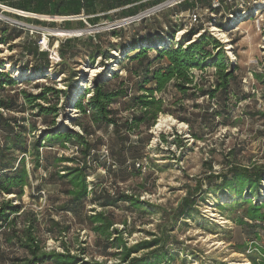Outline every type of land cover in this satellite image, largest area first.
<instances>
[{"label": "rangeland", "instance_id": "rangeland-1", "mask_svg": "<svg viewBox=\"0 0 264 264\" xmlns=\"http://www.w3.org/2000/svg\"><path fill=\"white\" fill-rule=\"evenodd\" d=\"M164 1L166 0H158V3ZM198 1L199 7L202 8L200 11L202 21L192 26L205 28L224 43L228 62L231 61L237 67L233 80L235 91L232 92L229 101L231 117L228 122L214 127V123L205 120L208 118L205 112L208 103L206 96H201L195 101L185 100L172 84L168 85L164 92L155 94L164 101L163 110L158 114L155 124L150 130L143 128L140 135L139 131H136L131 136V139L138 141L137 145L143 148L141 157L133 158L130 155L128 143L124 146L123 137L115 133L111 126L103 125L93 136H90L95 155L93 159L90 158L92 167L89 173L92 179L97 178L95 192L101 197L89 195L78 213L60 210L59 205L67 197L60 191L57 179L50 178L49 171L40 168L31 179L32 186L25 188L21 198L11 194L7 195L6 199H11L13 204L23 203L27 209H35L39 212L38 216L42 223L46 218L53 217L70 226L67 234L64 233L58 239L53 237L47 239L48 250L55 248L63 251L68 247L73 253H83L82 255L87 259L100 261L107 259L103 254L102 239L86 222V213L103 210L112 214L116 222L115 226L123 230L130 244L151 238L150 232L161 235L162 231L169 229L167 227L170 226L172 219L175 220L170 247L177 250L179 257H186L188 264H254L249 255L261 257L255 249L249 250L245 245L252 243L254 237H249L248 230L245 231L230 218L236 215L234 211L219 208L217 196L212 192L213 186L209 188L206 180L202 182V191H207L204 195L198 189L194 190L197 201L196 204H192L191 213L181 214L177 220L175 218L181 209L182 198L189 194L188 187H195L197 180L205 178L211 162L214 170L220 171L225 165L223 154L230 149H242L240 159L244 163H248L249 160H264V116L259 114L264 112V31L258 30V21L255 17L244 21L238 19L230 25L231 23L228 24L229 21L224 17L226 15L221 6L216 8L215 17H212L210 10L205 9L212 0ZM223 1L219 0V3L227 11L229 4H224ZM154 4L156 2L152 0H137L130 5L90 14L91 24L100 23L103 27L104 30L100 32L84 30L86 25L81 21L65 23L37 21L40 26L51 30L77 31H71L63 37L58 35L56 37L50 30L23 31L22 36L12 43L0 45V57L3 59L1 69L10 71L20 81L28 79L25 78L27 76L31 77L30 79L36 78L32 83L18 84L20 89L25 88L33 93L40 91V88L33 86L38 81L60 89H65L68 81H73L74 88L69 100L63 101V96L60 98V103L63 102L64 107L61 108L57 123L59 126L63 124L65 128L74 126L78 131H83V126H87L88 123L89 129L93 130L95 126L84 118L74 104L80 95H83L82 100L86 103L94 88L95 79L104 77L109 79L114 73L127 77L125 66L129 67L131 64L126 65L128 61L123 59L122 49L124 46L132 45L135 34L139 32L146 36L166 33L173 27L176 29L173 41L177 43L191 25L188 18L182 14L177 17L180 15L177 4L125 28L114 29L125 31L123 38L104 36L103 45L109 49L107 58L98 53L92 57L93 46L78 39L113 31L107 29L104 23L133 14L127 12L130 8L138 12ZM96 16L99 19H94ZM221 23H225L226 28ZM240 23H243L242 27ZM215 28L223 30L227 40L219 35L222 31H216ZM42 38L49 40L50 48L57 47L59 40L75 39L66 64L60 65L61 69L56 73L54 68L58 67L48 69L47 77L45 74L39 75V71H34L38 60L31 53L36 43L40 46L39 41ZM112 43L117 47H112ZM150 55L155 56L156 52L153 50ZM194 73L195 80L200 86L205 83L214 84L216 81L215 68L212 66L203 70H194ZM256 74H261V79H258ZM129 83L133 85L134 82ZM87 88L90 90L89 93ZM245 95H248L246 99L243 98ZM212 103L216 101L213 100ZM119 106L120 104H115V107ZM29 112L30 110L27 113ZM122 115H128V111L124 110ZM181 117H188L190 122L181 120ZM77 119L83 123V126L76 121ZM161 119L163 122L157 126ZM39 125L42 129L40 122ZM191 129L202 138L196 139ZM104 144L108 145L111 161L116 160L119 165L110 174L105 170L106 157H103L100 151ZM65 151L67 155L79 159L83 157L76 145H70ZM139 160L144 162V168L141 170L135 166V162ZM28 167H30L29 163ZM40 185L42 187L39 190ZM112 191L115 195L109 198L107 193ZM123 193L138 196L139 199L150 203L148 205L155 206L144 204L138 209L132 208L129 202L121 199ZM219 197L220 203L230 202L232 199L228 194H220ZM261 198L264 200V182ZM108 201L113 202L105 206L104 203ZM173 211L176 214L173 215ZM258 242L264 245V239ZM25 255L24 249L15 241L7 242L3 232L0 231V264H6L15 257ZM108 261L114 260L110 258ZM175 264L180 263L176 261Z\"/></svg>", "mask_w": 264, "mask_h": 264}, {"label": "trees", "instance_id": "trees-1", "mask_svg": "<svg viewBox=\"0 0 264 264\" xmlns=\"http://www.w3.org/2000/svg\"><path fill=\"white\" fill-rule=\"evenodd\" d=\"M0 1L30 12L71 15L82 12L95 14L130 5L137 0ZM153 2L158 3V0ZM207 6L213 9L211 4L208 3ZM127 12L134 14L136 10L130 8ZM221 25L225 28V23ZM171 29L166 33L146 36L136 33L132 45L122 49L123 59L128 61L126 65L131 64L129 67L125 66L127 77L114 73L109 79H95L94 88L86 103L82 100L83 95H80L74 106L95 126L93 130L89 129L88 123L83 126L78 119L76 121L83 126V131L65 128L63 124L59 126L57 123L61 108L64 107L60 98L63 96V101L69 100L74 88L73 81H68L65 89L39 81L33 85L40 88L38 93L20 89V82L29 84L36 78L30 79L31 77L27 76L25 78L28 79L20 81L10 71L1 69L3 59L0 57V231L7 242L15 241L26 253L25 256L15 257L6 264H175L176 261L188 264L186 257H179L177 250L170 247L171 231L176 224L173 219L167 227L169 229L162 231L161 235L150 232L151 238L130 244L123 230L115 226L112 214L103 210L86 213V222L90 229L102 239L103 254L107 259L100 261L87 259L83 253H73L68 247L63 251L55 248L48 250L47 239H58L64 233L67 234L70 226L53 217L46 218L42 223L38 211L25 208L23 203L13 204L11 199H6V196L11 194L21 198L25 188L32 186L31 179L40 168L49 171L50 178L57 179L60 191L67 197L59 205L61 211L78 213L89 195L100 198L99 193L95 192L97 178L91 180L89 173L92 167L90 158L95 155L90 136L103 125L111 126L115 133L123 137L124 146L128 143L130 155L133 158L141 157L143 148H140L138 141H133L131 136L136 131H139L140 135L143 128L150 130L155 124L164 103L163 99L155 94L164 92L170 84L182 95V99L195 101L201 96H206L208 103L205 112L208 118L205 120L214 123V127L228 122L231 117L229 101L235 91L233 80L237 67L231 61L228 62L224 43L205 28L193 26L175 43L173 37L176 29ZM22 33V30L0 22V45L12 43L21 37ZM124 34L125 31L113 30L83 36L78 40L93 46L92 57L98 53L107 58L109 49L104 47L102 38L106 35L123 38ZM197 34L199 35L195 37ZM74 41L72 38L59 40L58 52L61 60L58 63L52 62L50 52L40 49L36 43L31 51L38 60L34 71H39V75L45 74V77L48 76V69L58 67L54 70L55 73L59 71L60 65L66 64ZM162 41L166 42L165 45L158 44ZM111 46L117 47L114 43ZM153 50L156 52L155 56L150 55ZM119 63L122 64L120 61ZM211 66L215 68V83L200 86L195 80L194 70ZM255 76L261 79L262 75ZM129 82L134 83L130 85ZM148 85L150 87H147ZM89 91L87 88L88 93ZM247 96L243 98L246 99ZM213 100L216 103H212ZM115 104L120 106L115 107ZM124 110L128 111V115H122ZM259 114L264 116V112ZM180 119L190 122L188 117ZM39 122L43 126L42 129L39 128ZM37 132L39 133L36 134ZM191 132L196 139L202 138L196 131L191 129ZM70 145L78 147L82 159L66 154L65 149ZM104 147L108 148V145L104 144L100 151ZM241 151L242 149L232 148L224 153L225 165L220 171L214 170L211 162L205 178L197 180L195 187H188L189 194L182 198L181 209L175 218L177 220L181 214L191 213L192 204L197 201L194 190L198 189L204 195L207 191H202V182L206 180L209 188L213 186L212 192L217 196L219 208L234 211L236 215L230 218L242 229L248 230L249 237H254L252 243H245L249 250L255 249L261 256L249 255L253 263L264 264V245L258 242L264 239V200L261 198L264 160H249L244 163L240 159ZM112 161L109 164L106 162L107 174L119 167L116 160ZM41 187L42 185L38 186V189ZM220 194L230 195L231 201L220 203ZM113 195L114 191L107 193L109 198ZM121 199L129 202L135 209L144 204L155 206L148 205L150 203L147 201L128 193H123ZM112 202L108 201L104 205H111ZM110 258L114 261L109 262Z\"/></svg>", "mask_w": 264, "mask_h": 264}, {"label": "built area", "instance_id": "built-area-1", "mask_svg": "<svg viewBox=\"0 0 264 264\" xmlns=\"http://www.w3.org/2000/svg\"><path fill=\"white\" fill-rule=\"evenodd\" d=\"M186 0H166L162 3H156L152 6L143 8L139 10L138 12L127 15L124 17H121L115 21L104 23L107 29L114 30V29H120L125 28L130 24L142 21L148 17H151L158 12L162 11L165 8L175 6L177 4H181ZM238 2L239 7L245 8L247 5L246 0H236ZM254 4L253 7H251L248 10H243L240 13H238L237 20L244 21L247 18L255 17L258 21V30L264 31V0H251ZM220 4L217 2L213 4V8L219 7ZM209 11V9H207ZM210 15L212 17H215L214 12L210 10ZM181 16L180 15H177ZM92 15L86 14L85 12H82L80 14H71V15H60V14H45V13H36V12H30L22 9H18L12 6L7 5L4 2L0 1V22L7 24L12 27H16L22 31H46L50 30L48 27H42L39 24H37V21L41 22H48V23H65V22H76L81 21L83 22L86 27L84 30H91L100 32L103 31V27L100 23L98 24H91ZM188 18L190 25L198 24L202 21V15L199 9H194L190 12L189 15L184 16ZM214 20V18H213ZM103 25V24H102ZM226 28V27H225ZM82 31V30H81ZM165 41L159 42L160 45H165ZM40 48L43 50H48L50 52V59L54 63H58L61 58L58 52V46L49 47V40H47V46L45 39L42 38L39 41ZM45 47V48H44ZM72 129H76L74 126H70ZM103 153V157H106L107 163H111L109 150L107 147H104L101 151ZM135 166L139 169L144 168V163L142 161L135 162ZM91 179V178H90ZM93 180V179H91ZM91 189V187H90Z\"/></svg>", "mask_w": 264, "mask_h": 264}, {"label": "crops", "instance_id": "crops-1", "mask_svg": "<svg viewBox=\"0 0 264 264\" xmlns=\"http://www.w3.org/2000/svg\"><path fill=\"white\" fill-rule=\"evenodd\" d=\"M198 2H199L198 0H190V1H186L184 3H181L178 6V11L183 16L189 15L190 12L193 11L194 9H199L201 11L202 8L199 7ZM217 2L219 3V0H212V1H209L208 3L213 6V4H215ZM246 2H247L246 3L247 5L245 6V8H241V7H239L238 2L236 0H224L223 1L224 4H229V7H228L227 11H225L224 10L225 8H223V6L220 5L222 7L223 11H224L223 13L226 15L227 21H229V22H227L228 24L231 23V22L233 23L235 20H237L236 16L238 15V13H240L243 10H248L251 7L254 6V4L252 3L251 0H246ZM208 7L209 6H205V9L212 10L213 12L216 10V8L212 9V8H208ZM263 12H264V10H263ZM248 19H251V18H248ZM232 23L230 25H232ZM242 24L243 23H240L241 27H242Z\"/></svg>", "mask_w": 264, "mask_h": 264}, {"label": "bare ground", "instance_id": "bare-ground-1", "mask_svg": "<svg viewBox=\"0 0 264 264\" xmlns=\"http://www.w3.org/2000/svg\"><path fill=\"white\" fill-rule=\"evenodd\" d=\"M214 30H216V31H222V32L219 33V35H220L221 37H224L225 40H227V39H226V34L223 32V30H220V29H218V28H215ZM50 31H53V33H54L55 36L58 35V36H62V37H63V35L70 34L71 31L73 32V31H77V30H65V29H55V30H51V29H50ZM78 33H80V32H78ZM75 34H76V33H75ZM56 37H57V36H56ZM45 42H46V45H45V46H47V38H45ZM55 48H56V47H55ZM162 122H163L162 119L159 120V123L157 124V126H159Z\"/></svg>", "mask_w": 264, "mask_h": 264}]
</instances>
